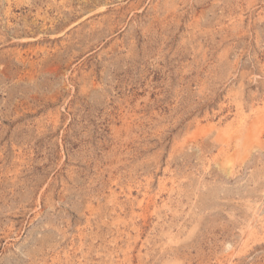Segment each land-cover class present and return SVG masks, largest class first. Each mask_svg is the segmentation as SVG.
<instances>
[{
  "label": "rangeland",
  "instance_id": "rangeland-1",
  "mask_svg": "<svg viewBox=\"0 0 264 264\" xmlns=\"http://www.w3.org/2000/svg\"><path fill=\"white\" fill-rule=\"evenodd\" d=\"M0 264H264V0H0Z\"/></svg>",
  "mask_w": 264,
  "mask_h": 264
}]
</instances>
